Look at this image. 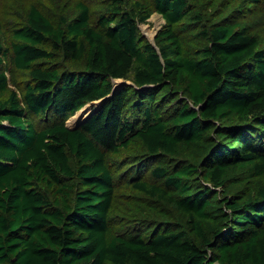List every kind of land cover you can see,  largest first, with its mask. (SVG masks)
<instances>
[{
    "label": "trees",
    "instance_id": "1",
    "mask_svg": "<svg viewBox=\"0 0 264 264\" xmlns=\"http://www.w3.org/2000/svg\"><path fill=\"white\" fill-rule=\"evenodd\" d=\"M256 17L264 0L31 6L0 36V264H264Z\"/></svg>",
    "mask_w": 264,
    "mask_h": 264
},
{
    "label": "rangeland",
    "instance_id": "2",
    "mask_svg": "<svg viewBox=\"0 0 264 264\" xmlns=\"http://www.w3.org/2000/svg\"><path fill=\"white\" fill-rule=\"evenodd\" d=\"M80 0H0V36L3 37L4 46L10 48L13 30L16 28L21 27L27 21V16L31 6H37L40 10H42L45 14L53 17H64L67 20H70L74 16H76L77 10V2ZM89 4L90 9L92 11L93 22H95L96 17L99 12L102 11L103 3L105 0H83ZM252 26L262 27L264 30V19L263 18H253L248 22ZM164 24V19L158 13H155L149 19V23L147 24H140V31L141 33L148 38L149 40L153 41L156 35V32L162 27ZM11 49V48H10ZM8 76L12 80V82L17 81H24L26 78V73L22 70H18L12 66L11 63L8 64ZM116 82V88L119 80H114ZM118 82V83H117ZM123 84L128 83L127 81H121ZM16 87V86H15ZM96 106L98 105L99 101H96ZM90 104V103H89ZM92 105L94 103H91ZM88 105V104H87ZM89 108L83 109V113H88ZM76 113L73 116H70L66 123L68 125H75L78 120L84 118L82 113L79 115ZM87 118V117H86ZM47 120V116L44 117H37V121L39 124H44ZM82 121V120H81ZM79 121V122H81ZM41 126V125H40ZM127 151L124 153V157L121 158H110V163L112 167L118 168L119 163L122 162V159L127 158L128 155ZM126 162V159L123 161V164ZM114 222L116 220L113 219Z\"/></svg>",
    "mask_w": 264,
    "mask_h": 264
},
{
    "label": "bare ground",
    "instance_id": "3",
    "mask_svg": "<svg viewBox=\"0 0 264 264\" xmlns=\"http://www.w3.org/2000/svg\"><path fill=\"white\" fill-rule=\"evenodd\" d=\"M82 111H83V109H81V110L79 111V114H80V113H82V114H83V116H85V115H86L85 117H87V116H88V114H89V112H88V113H83ZM77 113H78V112H77ZM79 114H78V115H79ZM85 117H84V118H85ZM84 118H82V119L78 120V122H77L75 125H69V126H70V127H74V126H76V125L79 123V121L83 120Z\"/></svg>",
    "mask_w": 264,
    "mask_h": 264
},
{
    "label": "water",
    "instance_id": "4",
    "mask_svg": "<svg viewBox=\"0 0 264 264\" xmlns=\"http://www.w3.org/2000/svg\"><path fill=\"white\" fill-rule=\"evenodd\" d=\"M102 104H103V103H102ZM87 118H88V117H87ZM87 118H86V119H87ZM86 119H84V120H86ZM84 120H82L80 123H78V125L81 124ZM78 125H77V126H78ZM77 126H76V127H77Z\"/></svg>",
    "mask_w": 264,
    "mask_h": 264
},
{
    "label": "crops",
    "instance_id": "5",
    "mask_svg": "<svg viewBox=\"0 0 264 264\" xmlns=\"http://www.w3.org/2000/svg\"><path fill=\"white\" fill-rule=\"evenodd\" d=\"M90 107V106H89ZM85 108H88V106L87 107H85ZM85 108H83V109H85Z\"/></svg>",
    "mask_w": 264,
    "mask_h": 264
},
{
    "label": "clouds",
    "instance_id": "6",
    "mask_svg": "<svg viewBox=\"0 0 264 264\" xmlns=\"http://www.w3.org/2000/svg\"><path fill=\"white\" fill-rule=\"evenodd\" d=\"M89 116H90V115H89ZM89 116H88V117H89Z\"/></svg>",
    "mask_w": 264,
    "mask_h": 264
}]
</instances>
